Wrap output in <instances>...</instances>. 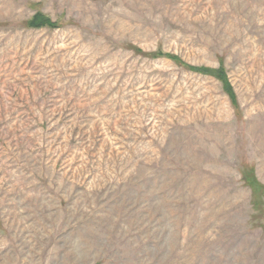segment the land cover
Wrapping results in <instances>:
<instances>
[{
    "label": "rangeland",
    "instance_id": "obj_1",
    "mask_svg": "<svg viewBox=\"0 0 264 264\" xmlns=\"http://www.w3.org/2000/svg\"><path fill=\"white\" fill-rule=\"evenodd\" d=\"M0 264H264V0H0Z\"/></svg>",
    "mask_w": 264,
    "mask_h": 264
},
{
    "label": "trees",
    "instance_id": "obj_2",
    "mask_svg": "<svg viewBox=\"0 0 264 264\" xmlns=\"http://www.w3.org/2000/svg\"><path fill=\"white\" fill-rule=\"evenodd\" d=\"M28 25H29V27L36 28V29H40V28L53 29V28L57 27V23H55L49 17H47L41 13H37L32 18V20L29 22ZM167 57H169L175 61L180 62V60L177 57L170 56V55H168ZM188 67L191 70L202 72L205 74H210L211 76H214L215 78H217L223 84V88H224L225 93L230 97V99L233 102L236 101V96L234 94L233 87H232L230 81L228 80L227 75L224 72V70H209V69H197V68L191 67V66H188Z\"/></svg>",
    "mask_w": 264,
    "mask_h": 264
}]
</instances>
